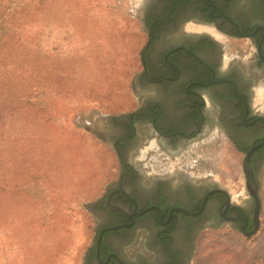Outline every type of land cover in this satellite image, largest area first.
<instances>
[{"label":"rangeland","instance_id":"1","mask_svg":"<svg viewBox=\"0 0 264 264\" xmlns=\"http://www.w3.org/2000/svg\"><path fill=\"white\" fill-rule=\"evenodd\" d=\"M151 3L51 0L49 7L38 6L31 28L38 96L32 100L33 110L24 106L19 121L9 119L2 128L0 264H82L106 222L95 204L120 171L113 143L123 130L115 129V122L155 101L164 106L168 121L176 119L175 98L146 87L139 77L140 53L147 42L141 18ZM174 36L166 34L162 47L175 44ZM230 46L246 50L239 42ZM136 126L137 140L126 155L145 181H176L184 175L201 187L223 190L233 205L252 215L253 201L241 170L243 156L230 143L218 139L171 149L152 139L146 122ZM75 166L82 170L74 171ZM74 175L92 178L87 190L72 193L61 187L63 192L38 200L22 192L16 195L18 180L23 191L29 178L37 181L35 189L44 179L49 184L43 189H52L57 183L65 186ZM257 181L258 232L246 238L227 222L204 229L195 238L191 264H264V168Z\"/></svg>","mask_w":264,"mask_h":264},{"label":"flooded vegetation","instance_id":"2","mask_svg":"<svg viewBox=\"0 0 264 264\" xmlns=\"http://www.w3.org/2000/svg\"><path fill=\"white\" fill-rule=\"evenodd\" d=\"M141 19L147 42L139 77L146 87L174 97L178 114L168 121L155 101L115 122L123 130L113 143L120 171L95 204L106 222L82 264H191L195 238L226 223L222 209L226 217L244 219L247 232L253 228L243 208L231 202L224 207L226 196L215 192L221 189L201 187L184 175L145 181L126 151L141 122L151 128L152 139L171 149L224 139L244 158L264 142V0H152ZM170 33L177 42L162 47ZM233 42L246 50H233ZM249 164L258 185L264 145Z\"/></svg>","mask_w":264,"mask_h":264},{"label":"trees","instance_id":"3","mask_svg":"<svg viewBox=\"0 0 264 264\" xmlns=\"http://www.w3.org/2000/svg\"><path fill=\"white\" fill-rule=\"evenodd\" d=\"M43 5L49 7L51 0H0V147L4 139L2 131L4 124L9 119L12 122H18L19 118L17 116L21 114L20 110L24 106L33 110L34 104H32V100L38 96L36 86L37 60L31 28L36 25L34 17L35 12L38 11V6ZM41 95L44 96L45 92ZM9 98L12 99V102L8 103L6 101ZM32 117L31 124L34 125L35 116ZM2 153L0 150V155ZM30 154L34 155L35 150ZM89 162H92L91 159H89ZM76 168L78 167L75 166L73 170H82V167ZM91 180L92 178L74 175L65 186L57 183L52 189L51 187H49L50 189H43L49 184L44 179V181L39 180L38 187L35 189L37 181L34 183V178H29V180L26 179L24 181V183H27L25 191L21 188L22 185L19 180L15 190L16 195L22 192L26 198L29 196V198L32 197L38 200L39 197L45 194L51 195V193L58 194L63 192L60 191L61 187H63L65 192L69 188L73 189L72 193L83 192L87 190ZM1 189L3 190V187ZM1 242H3V239Z\"/></svg>","mask_w":264,"mask_h":264},{"label":"water","instance_id":"4","mask_svg":"<svg viewBox=\"0 0 264 264\" xmlns=\"http://www.w3.org/2000/svg\"><path fill=\"white\" fill-rule=\"evenodd\" d=\"M263 145H264V142L257 145V146L252 147L246 153V155L244 156L242 163H241V170H242V174L244 177L245 190L253 201V212H252L253 228H252V231H250V232L246 231L247 222L244 219L240 218L238 215L231 214L229 217H226L224 215V209H222L220 211V217L225 222H227L228 224H233L236 222L240 232L246 238L253 237L258 232V230L260 228L259 215H260V209H261V202H260V198H259V194H258V185H257L256 180L253 177V172H252V169H251L250 164H249V157L257 148H259ZM215 192L221 193V194L226 196L227 201H226L224 207H227L228 204L230 203V198L228 197L227 193L222 191V190H217ZM184 214L190 215L186 212H184Z\"/></svg>","mask_w":264,"mask_h":264}]
</instances>
